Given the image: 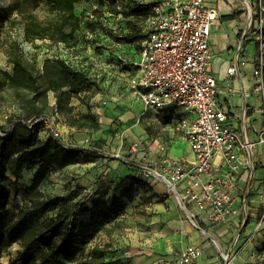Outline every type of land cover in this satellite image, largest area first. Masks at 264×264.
<instances>
[{
  "label": "rangeland",
  "instance_id": "1",
  "mask_svg": "<svg viewBox=\"0 0 264 264\" xmlns=\"http://www.w3.org/2000/svg\"><path fill=\"white\" fill-rule=\"evenodd\" d=\"M250 1L253 12L250 28V10L241 0H235L232 11L225 14L232 15V19H223L237 29L238 46L246 29H249L243 41L244 56L255 53L246 51L248 45H253V50L258 51L264 44V0ZM112 2L79 0L75 4V12L84 18L94 14L92 20L95 21L100 14L112 11ZM64 12V6L56 0H0V131L1 126L5 132L10 131L17 117L36 113L38 107L43 108L41 115L51 113L54 102H57L53 91L47 95H35L14 88L6 73L13 72L8 54L15 41L19 42L24 57L39 74L46 59L60 55L56 41L50 38L29 40L25 26L30 20L43 27L52 25ZM131 19L133 17L130 15H118L105 17L101 24H93L89 20L91 29L87 24L81 26L75 31L73 39H81L79 45L83 53L89 56L101 59L113 58L119 53L133 56L137 54L134 50H139V38L129 39L127 36ZM88 29L90 31L87 33ZM95 85L88 93L89 98L100 93L109 94L111 98L105 112L99 114L85 101H77L74 115L80 116L91 110L97 115L100 128L80 129L71 125L66 115L60 119L64 135L83 148L80 150L81 164L70 163L57 168L43 187L46 196L64 195L69 201L81 198L86 205H92L98 199L94 197V187L99 188L101 183L104 184L101 188L108 194H102L99 201L106 200L116 216L105 222L97 235L86 242L84 256H90L92 249L100 246L105 249L109 264H164L165 260H176L188 246L200 245L204 255L196 264H228L209 234L191 226L186 212L163 182L154 176L139 174L134 167L144 157L159 162L163 154L159 150L160 145L166 146L167 154L173 158L192 157L185 134L170 125L183 114L173 109L154 113L133 99L127 91L120 92L121 85L115 78L96 81ZM171 115V122H166ZM49 135L47 123L42 122L39 138L46 140ZM87 136L92 139V147H86L83 143ZM137 141L138 147L135 145ZM35 171L24 170L23 176L17 180L12 177L8 204L11 211L19 213L22 208L31 205L26 199L25 190L32 183ZM260 183L256 184L252 212H249L248 221L234 248L232 244L240 231L236 223L232 222L230 227L225 224L207 226L213 230L207 229V232L218 240L234 264H264V185L260 188ZM21 250L19 242L5 247L0 264H11V259ZM45 250L44 246L37 245L29 258L18 264H41Z\"/></svg>",
  "mask_w": 264,
  "mask_h": 264
},
{
  "label": "built area",
  "instance_id": "2",
  "mask_svg": "<svg viewBox=\"0 0 264 264\" xmlns=\"http://www.w3.org/2000/svg\"><path fill=\"white\" fill-rule=\"evenodd\" d=\"M113 6L116 11L104 12L95 21L94 14L86 16L82 26L89 20L101 24L105 17L132 12L131 20L140 30L139 50L133 56L119 53L101 59L83 53L81 39L75 45L58 42L60 55L54 59L64 60L91 80L77 90L72 104L85 101L103 114L111 100L109 94L89 98L88 93L96 81L115 78L120 92L127 91L154 113L173 109L183 114L170 125L185 134L192 157L173 158L160 145L159 162L144 157L134 167L139 174L163 182L195 229L209 233L208 225L236 223L240 231L234 248L252 212L256 184L264 185V44L253 56H244L246 29L222 79L215 68L217 56L211 40L220 15L208 0H114ZM248 67L250 74L245 73ZM237 93L242 97L239 106L230 100ZM62 117L54 102L51 113L42 114L30 126L45 122L50 135L65 147L82 148L64 135L59 123ZM91 142L87 136L83 143L92 147ZM203 255L200 245H191L176 260L164 264H196Z\"/></svg>",
  "mask_w": 264,
  "mask_h": 264
},
{
  "label": "trees",
  "instance_id": "3",
  "mask_svg": "<svg viewBox=\"0 0 264 264\" xmlns=\"http://www.w3.org/2000/svg\"><path fill=\"white\" fill-rule=\"evenodd\" d=\"M65 8L62 17L49 26H41L30 20L26 26L29 40L50 38L54 41L70 45L78 43L73 39L75 31L84 21V16L75 12V4L79 0H56ZM105 0H98L104 3ZM113 1L114 0H109ZM116 11L115 8H112ZM131 15L132 12L125 11ZM232 19V15L224 16ZM129 39L140 36V30L130 20ZM92 27V24L89 25ZM94 27V26H93ZM9 60L13 64V72L6 73L10 84L17 89L27 90L38 95L53 91L57 98L59 110L68 117L71 125L80 129L98 130L100 123L97 115L89 110L80 116L74 115L73 98L77 90L91 83L83 72L67 65L62 59L48 58L43 63V71L37 73L24 57L19 42L15 41L9 51ZM43 108L36 113L20 115L12 124V129L0 131V258L3 249L14 242H19L22 250L11 259V264L26 261L37 245L46 248L41 264H109L105 249L95 246L90 256H84V245L94 238L100 227L116 214L106 200L95 199L92 205L82 200L69 201L64 195H44L43 187L50 180L54 170L70 163L80 161V149L65 147L54 136L46 140L39 138L40 122L30 125L41 116ZM172 115L166 119L171 122ZM36 169L33 180L25 190L26 199L31 203L19 213L8 208L9 188L12 177L15 180L23 176L24 170Z\"/></svg>",
  "mask_w": 264,
  "mask_h": 264
},
{
  "label": "crops",
  "instance_id": "4",
  "mask_svg": "<svg viewBox=\"0 0 264 264\" xmlns=\"http://www.w3.org/2000/svg\"><path fill=\"white\" fill-rule=\"evenodd\" d=\"M208 1L217 8L220 15L219 19L215 22L213 26L211 40L217 59H220V61L216 59L215 68L220 78L224 79L226 78V66L229 65L230 60L232 59L233 56H235L238 47L237 29L227 24V22L223 20L225 14L228 13L229 11H232L233 9L232 6L234 4V1L233 2L231 0H208ZM223 4L227 5L229 7V10L224 9ZM253 49H254L253 45H248L246 51L248 53H253L255 52V50ZM250 72H251V67H248L245 70V73L250 74ZM235 84H236V88H239V84L237 83V81H235ZM247 84H250V81H247ZM230 100L231 103L236 106H239L242 103V97L239 93L233 95ZM77 164H81V163L77 162ZM101 186H104V184L101 183L99 185V188L94 187V190L96 191L94 196L95 198L96 197L101 198L100 196L102 194H108L101 188ZM76 200H79V198H75L73 201ZM80 200L83 201V199L81 198Z\"/></svg>",
  "mask_w": 264,
  "mask_h": 264
},
{
  "label": "bare ground",
  "instance_id": "5",
  "mask_svg": "<svg viewBox=\"0 0 264 264\" xmlns=\"http://www.w3.org/2000/svg\"><path fill=\"white\" fill-rule=\"evenodd\" d=\"M231 1L233 2L235 0H231ZM241 1H242V3L246 4L249 7V10H250V15H249V18H248V25H249L251 23V21H252V13H253L252 12L251 1L250 0H241ZM223 6H224V9L229 10V7L227 5L223 4ZM217 60L220 61V59H217ZM163 178L169 180L168 176H163ZM191 226H193V225H191ZM209 236L212 238L213 235L209 234ZM217 246H218V249H219L220 253L224 257V259L225 260L228 259V263L229 264H234L232 262L233 260L230 258V255L227 254L219 244H217Z\"/></svg>",
  "mask_w": 264,
  "mask_h": 264
}]
</instances>
